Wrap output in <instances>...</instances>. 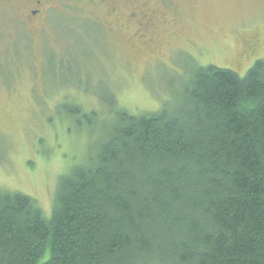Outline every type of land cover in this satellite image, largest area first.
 Masks as SVG:
<instances>
[{"label": "trees", "instance_id": "1", "mask_svg": "<svg viewBox=\"0 0 264 264\" xmlns=\"http://www.w3.org/2000/svg\"><path fill=\"white\" fill-rule=\"evenodd\" d=\"M115 106L49 214L0 187V264H264V58L196 67L174 108Z\"/></svg>", "mask_w": 264, "mask_h": 264}, {"label": "rangeland", "instance_id": "2", "mask_svg": "<svg viewBox=\"0 0 264 264\" xmlns=\"http://www.w3.org/2000/svg\"><path fill=\"white\" fill-rule=\"evenodd\" d=\"M55 6L40 31L14 11L0 29V187L37 198L48 214L61 177L96 152L115 105L174 108L196 67L244 76L264 58V0H189L162 42L136 48L109 35L101 0Z\"/></svg>", "mask_w": 264, "mask_h": 264}, {"label": "flooded vegetation", "instance_id": "3", "mask_svg": "<svg viewBox=\"0 0 264 264\" xmlns=\"http://www.w3.org/2000/svg\"><path fill=\"white\" fill-rule=\"evenodd\" d=\"M58 0H0V29L2 22L14 11L27 26L40 31L51 18L52 10ZM106 6L104 16L109 26V35L118 42L149 44L162 42L169 26L179 25L182 15L178 12L189 0H101ZM31 28V29H32ZM182 36V31H173ZM188 37L184 42H192ZM260 34L250 38L248 51L259 44ZM195 42V41H193Z\"/></svg>", "mask_w": 264, "mask_h": 264}]
</instances>
